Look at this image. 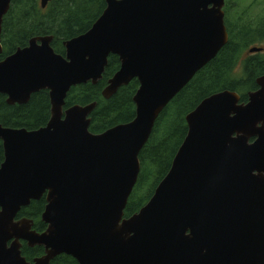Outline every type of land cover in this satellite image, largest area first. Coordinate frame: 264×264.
<instances>
[{
  "label": "water",
  "instance_id": "water-1",
  "mask_svg": "<svg viewBox=\"0 0 264 264\" xmlns=\"http://www.w3.org/2000/svg\"><path fill=\"white\" fill-rule=\"evenodd\" d=\"M12 1L0 0V55ZM51 1L40 0L42 9ZM225 3L106 0L92 27L64 43L65 56L52 48L53 36H41L0 62L7 104H27L42 90L51 103L45 127L0 125V264H50L61 254L79 264H264V75L247 103L225 90L186 116L188 133L169 172L124 218L158 117L228 42ZM111 55L121 65L103 97L136 79V115L94 134L96 103L64 109L65 100L72 87L96 85ZM43 196L47 228L37 233L31 220L15 218ZM21 241L46 254L28 262Z\"/></svg>",
  "mask_w": 264,
  "mask_h": 264
},
{
  "label": "trees",
  "instance_id": "trees-1",
  "mask_svg": "<svg viewBox=\"0 0 264 264\" xmlns=\"http://www.w3.org/2000/svg\"><path fill=\"white\" fill-rule=\"evenodd\" d=\"M235 3L226 1L224 7L228 42L217 56L202 68L176 95L158 117L152 134L139 154L140 173L124 211L129 218L138 213L153 196L161 180L169 172L175 155L183 143L188 126L186 116L205 98L229 90L237 92L241 103L259 89L257 79L264 75V4L254 2L239 10ZM106 9V0H52L42 9L40 0H13L3 19L0 61L28 46L34 37L53 36L52 48L65 56L64 43L86 33ZM262 52L249 53L251 48ZM120 59L111 55L102 79L96 84L72 87L65 100L64 109L75 105L96 103L90 115L89 130L100 134L106 130L131 122L136 115L133 98L139 89L134 79L118 90L111 98L103 97L108 81L120 69ZM51 117L50 96L42 90L31 96L24 105H9L0 95V125L3 127L37 130L45 127ZM46 197L32 202L23 209L24 215L34 220L37 231L46 229L41 214ZM27 260L44 254L42 247L22 248ZM56 264H75L70 257H59Z\"/></svg>",
  "mask_w": 264,
  "mask_h": 264
},
{
  "label": "flooded vegetation",
  "instance_id": "flooded-vegetation-1",
  "mask_svg": "<svg viewBox=\"0 0 264 264\" xmlns=\"http://www.w3.org/2000/svg\"><path fill=\"white\" fill-rule=\"evenodd\" d=\"M225 5H226V3H225ZM261 52H262V51H261ZM0 62H1V61H0ZM5 97H6V96H5ZM6 100H7V97H6ZM8 128H9V127H8ZM15 129H16V128H15ZM4 160H5L4 145H3V141L0 140V168H1L2 164L4 163ZM43 197H44V196H43ZM43 197H42V198H43ZM40 200H41V199H40ZM35 201H39V200H32L28 206H26V207H22V208L20 209V211L18 212V214H17L15 220H16V221H20V220H23V219H29V220H31V221L33 222L32 230L35 231V232H37V233H43L46 229L43 230V231H37V230L35 229V227H34V225H35V224H34V220H33L32 218H28V217H26V215H24V213H23V211H22V210L25 209V208H29V207H31L32 202H35ZM0 211H1V208H0ZM41 216H42V214H41ZM41 216H40V218H41ZM124 218H125V217H124ZM41 221H42V219H41ZM42 222H43V221H42ZM43 223H44V222H43ZM45 225H46V224H45ZM46 226H47V225H46ZM46 228H47V227H46ZM12 242H13V240L10 241V242L7 244L8 247L10 246V244H11ZM24 247H26L27 249H34V248H36V247H42V248L44 249V254H43L42 256H40V257H34V258H32L31 260H27L26 257L23 256V254H22V256H23L28 262H31V263H33L35 259L41 258V257H43V256L46 254V250H45V248H44L43 246H34V247H31V246H29L28 242H26V241H21V252H22V248H24ZM65 256L70 257L71 259H73V260L75 261V264H79L78 261H77L75 258H73L72 256H69V255H66V254H61V255L57 256L55 259H53V260L51 261L50 264H56V263H55L56 259H58L59 257L61 258V257H65Z\"/></svg>",
  "mask_w": 264,
  "mask_h": 264
},
{
  "label": "rangeland",
  "instance_id": "rangeland-1",
  "mask_svg": "<svg viewBox=\"0 0 264 264\" xmlns=\"http://www.w3.org/2000/svg\"><path fill=\"white\" fill-rule=\"evenodd\" d=\"M227 2L230 3H235L237 6V8L239 10H243L246 6L250 7L251 4H253L254 2H256L257 4H264V0H226ZM249 54V52L247 53Z\"/></svg>",
  "mask_w": 264,
  "mask_h": 264
}]
</instances>
